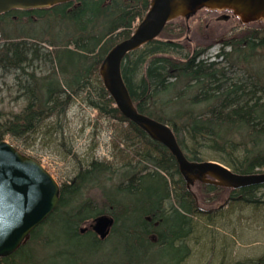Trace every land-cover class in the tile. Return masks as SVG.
Wrapping results in <instances>:
<instances>
[{
	"label": "trees",
	"instance_id": "trees-1",
	"mask_svg": "<svg viewBox=\"0 0 264 264\" xmlns=\"http://www.w3.org/2000/svg\"><path fill=\"white\" fill-rule=\"evenodd\" d=\"M148 7L149 0H76L0 15V72H15L22 93L18 97H24L18 111L0 108V141L6 137L22 140L38 132L50 118L65 115L77 98L100 117L125 125L120 140L133 155L125 160L128 154L118 150L116 167L112 161L92 160L61 184L56 209L26 243L0 257V264H63L57 261L61 258L64 264H106L108 260L98 257L114 236L129 248L142 246L144 253L151 246L158 247L162 256L187 251L184 241L193 229V218L207 211L197 210L169 151L119 112L98 75L107 52L130 37ZM205 13L209 22L235 21L239 27L228 12L201 10L194 17ZM193 24L177 19L164 27L158 39L125 56L121 73L129 95L138 112L172 129L189 160L204 161L200 149L210 148L214 152L210 161L234 173L264 172L262 77L257 73L258 79L252 77L249 83V79L228 73V67L239 68L247 61L245 55L264 46V24H254L255 29L232 37L226 36L229 31L219 36L210 30L204 33V42L203 35L200 39L194 36L195 49L191 50L181 40ZM215 43L219 48L213 60L203 58ZM175 188L174 203L168 204ZM195 188L208 195L226 190L231 207L254 211L264 207V184L238 190L203 184ZM93 189L100 191L101 205L91 198L82 199ZM100 217L113 220L102 240L94 228ZM48 229H53L52 237ZM59 235L76 244L73 253L64 250L51 256L43 251V242L58 241ZM84 240L91 242L90 248ZM254 264H264V258Z\"/></svg>",
	"mask_w": 264,
	"mask_h": 264
},
{
	"label": "rangeland",
	"instance_id": "rangeland-1",
	"mask_svg": "<svg viewBox=\"0 0 264 264\" xmlns=\"http://www.w3.org/2000/svg\"><path fill=\"white\" fill-rule=\"evenodd\" d=\"M199 16L201 17L190 19L191 23L194 22L191 26L192 29L181 40L182 46L186 49H195L194 43L191 41L194 36L200 39L203 35V42L206 41L204 33H210V30L215 29L214 31H218L219 36H223L229 31L226 36L232 37L255 29L251 26H241L239 23V27H236L235 21L229 23L212 20L209 22L204 18L207 16L206 13ZM196 18L200 19L197 20L198 23ZM21 30L18 29L17 32ZM184 33L179 37L181 38ZM218 48V43H215L203 58L208 57L213 60ZM226 51H230V49L227 48ZM244 57L247 58V61L239 64V68L228 67V73L234 78L241 77L243 81L249 79V83L254 79L252 77L258 73L257 75L262 77L259 78L260 85H263L264 46L255 48L251 55ZM224 66L226 65L224 64ZM45 67L41 68L44 70ZM17 81L14 71L0 72V108L18 111L24 104V97H18L22 93L17 88ZM123 127L125 125L100 117L95 109L76 98L65 115L50 118L38 132L30 134L22 140H14L11 137H6L5 140L26 156L40 163L57 184L61 185L72 180L78 171L86 167L92 160L112 161L116 167L119 163L116 157L118 150L123 149L128 154L125 160L132 158V150L127 149L126 144L120 140L119 133ZM117 143L118 148L115 147ZM206 149H200L202 158L204 161L213 160L214 152L210 148H208L210 151ZM175 191L176 188L172 190L168 204L174 203L173 194ZM194 192H196V202L207 211V215L197 214L193 218V229L184 241L188 249L183 252V255L178 252L171 253V256L163 253L162 256V252L154 246L144 253L142 246L132 245L129 248L122 239L114 236L107 244L103 245L98 258L108 260L106 264L109 262H122L123 264H254L259 258H264V207L259 211L238 205L231 207V204L227 203L226 190H221L215 195H208L202 189L198 193L196 188H194ZM197 193L200 195V201ZM86 198L93 199L98 205L102 204L101 193L98 189L87 192L82 199ZM55 227L58 230L57 226ZM52 231L46 230L49 237H52ZM46 233L43 234L46 235ZM84 242H86L84 246L91 247L90 241L84 240ZM42 249L48 252L47 254L56 256L64 250L73 253L76 244L62 236L60 240L54 239L52 243L43 242ZM132 256L137 257L132 258ZM57 261L65 263L62 258Z\"/></svg>",
	"mask_w": 264,
	"mask_h": 264
},
{
	"label": "water",
	"instance_id": "water-1",
	"mask_svg": "<svg viewBox=\"0 0 264 264\" xmlns=\"http://www.w3.org/2000/svg\"><path fill=\"white\" fill-rule=\"evenodd\" d=\"M76 0H0V15L13 10L49 9ZM201 10L227 11L243 26L264 24V0H149V7L129 38L114 45L103 58L98 75L115 107L148 137L163 145L174 158L187 190L205 184L238 190L264 184V172L237 174L215 161L189 160L172 129L136 109L124 83L121 67L125 56L159 38L166 24L189 21ZM59 185L37 161L23 155L11 143L0 141V257L24 244L30 233L55 210ZM108 217L97 219L94 228L104 239L112 226Z\"/></svg>",
	"mask_w": 264,
	"mask_h": 264
},
{
	"label": "bare ground",
	"instance_id": "bare-ground-1",
	"mask_svg": "<svg viewBox=\"0 0 264 264\" xmlns=\"http://www.w3.org/2000/svg\"><path fill=\"white\" fill-rule=\"evenodd\" d=\"M166 124V123H165ZM170 153V152H169ZM227 167V166H226ZM44 168V167H43ZM228 168V167H227ZM149 170V169H148ZM197 205V210L200 211V206H199V203H196Z\"/></svg>",
	"mask_w": 264,
	"mask_h": 264
}]
</instances>
